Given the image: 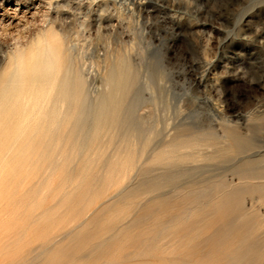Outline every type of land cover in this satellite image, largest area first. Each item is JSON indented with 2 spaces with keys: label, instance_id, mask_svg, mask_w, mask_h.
I'll use <instances>...</instances> for the list:
<instances>
[{
  "label": "bare ground",
  "instance_id": "1",
  "mask_svg": "<svg viewBox=\"0 0 264 264\" xmlns=\"http://www.w3.org/2000/svg\"><path fill=\"white\" fill-rule=\"evenodd\" d=\"M5 1L0 36L25 19ZM20 38L0 43V264H264L263 150L137 114L121 52L90 97L67 51Z\"/></svg>",
  "mask_w": 264,
  "mask_h": 264
},
{
  "label": "rangeland",
  "instance_id": "2",
  "mask_svg": "<svg viewBox=\"0 0 264 264\" xmlns=\"http://www.w3.org/2000/svg\"><path fill=\"white\" fill-rule=\"evenodd\" d=\"M16 1L3 7L19 8L25 19L7 27L0 43L20 36L26 58L50 45L60 64L67 51L90 97L121 52L140 90L137 114L182 118L218 133L225 122L264 153V0Z\"/></svg>",
  "mask_w": 264,
  "mask_h": 264
}]
</instances>
